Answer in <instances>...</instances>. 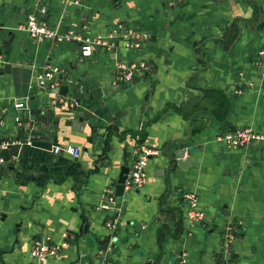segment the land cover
Wrapping results in <instances>:
<instances>
[{
    "label": "crops",
    "instance_id": "crops-1",
    "mask_svg": "<svg viewBox=\"0 0 264 264\" xmlns=\"http://www.w3.org/2000/svg\"><path fill=\"white\" fill-rule=\"evenodd\" d=\"M34 1L0 0L10 63L8 72L0 66V264H175L181 253L187 264H218L228 224L234 264H264V144L230 149L216 140L242 126L264 130V0H45V20L59 34L106 33L122 21L144 36L134 53L86 57L71 40L34 42L20 29ZM137 58L150 62L149 71L117 82L116 60ZM54 67L92 110L89 122L103 126L74 120L70 92L52 103L61 95L35 86V74ZM69 145L80 148L77 158ZM134 146L159 151L147 157L143 183L124 194L118 216L97 209L124 149L131 166ZM179 148L191 149L182 166ZM186 190L204 212L193 227ZM82 214L92 239L78 232ZM153 215L137 233L133 222L144 227ZM63 232L74 241L45 262L30 255L36 238L57 241ZM106 234L110 255L96 250Z\"/></svg>",
    "mask_w": 264,
    "mask_h": 264
},
{
    "label": "built area",
    "instance_id": "built-area-1",
    "mask_svg": "<svg viewBox=\"0 0 264 264\" xmlns=\"http://www.w3.org/2000/svg\"><path fill=\"white\" fill-rule=\"evenodd\" d=\"M182 0H165L168 5L179 4ZM45 0H35L32 11L27 15L25 22L20 29L27 34V36L34 42H40L43 39H50L52 42H59L63 39L71 40L77 47L81 57H86L92 54L95 50L107 51L116 56L120 48L127 49L133 53L142 48L143 35H139L137 31L132 30L126 26L122 21H115L111 28L106 33H97L90 35L86 32L83 36L77 33L73 28L68 29L63 34L57 33L56 30L51 29L45 20ZM259 63L264 66V49H259ZM115 78L117 82L126 83L132 81L138 75H142L149 71V64L146 60L137 58L130 62L116 60L114 64ZM58 68H47L41 72H37L34 76L35 86L37 88L52 89L61 85L62 81L57 75ZM63 96H58L52 103L64 101ZM69 108L77 105L75 99L69 98ZM17 108H23V103H16ZM18 121V118H15ZM216 140L230 149H238L241 147H248L251 144H264V130H257L252 126H242L231 131H223L217 134ZM26 143L30 144V140ZM5 144V143H4ZM3 144V145H4ZM73 158H77L80 153V148L76 145H69L66 148ZM57 152L56 148L53 152ZM132 172L128 173L124 181V190L134 187H139L146 176L147 157L157 155L158 150L149 149L146 147L134 146L131 150ZM114 184H109L104 188L101 203L97 209H104L113 211L117 216L120 213V207H117V198L115 196ZM182 197L186 202L188 209L185 212L187 224L191 227L201 224L204 220V212L197 208V195L191 190L182 192ZM114 222V221H113ZM112 221H107L106 226L112 227ZM236 232L233 226L227 225L221 234V252L218 256V264H234L232 258V242L235 239ZM68 233L63 232L57 241L51 239L49 235H42L35 239L30 255L45 262L48 257L55 255L59 249L67 245ZM180 264H186V257L184 253L179 256Z\"/></svg>",
    "mask_w": 264,
    "mask_h": 264
},
{
    "label": "water",
    "instance_id": "water-1",
    "mask_svg": "<svg viewBox=\"0 0 264 264\" xmlns=\"http://www.w3.org/2000/svg\"><path fill=\"white\" fill-rule=\"evenodd\" d=\"M45 5L47 6L46 3H45ZM44 17H45V15H44ZM7 42H8V36H6L4 38V40L1 41V43H0V66H1V62H3L2 70L5 72H8L10 70V63L8 62V56L6 55V53L8 51V49H6L7 48ZM3 54H5V57H2ZM148 64L150 65V62H148ZM62 77L63 76H60L59 78L62 80ZM71 82H72V80L70 79V81H69L70 85L73 84ZM69 84L61 83V85H59L58 87H54L52 89H47L46 92L58 94V95H61L64 97L67 96L68 92H70V94H71L70 98L75 99L77 102V105L70 108L73 111L74 120L82 121V122L84 121V123L88 124V126L91 128L103 126V125H99L97 123L98 122L97 120L89 122L88 119H89V117L92 116V114H91L92 110L89 107L84 108V106L82 105V103L80 101L81 100V94L79 91H77V87H75V86L70 87ZM10 108L13 109V111L15 110L13 106H11ZM185 153L187 154L186 155L187 157L185 158V162H188L189 156L191 155V149L179 148L174 152V157L176 158V163H178L180 166H182V163H180V158H182ZM125 155H126V149L123 150V158H122L123 163L120 166V169H119L117 176L113 179L114 180L113 186H114L115 196L117 198V205L116 206L120 207V208H121V206H120L121 198L124 196L125 193H127L130 190V189L124 190V181L126 179L127 174L132 172V169L127 164V159H126ZM150 157L151 156H149V158ZM174 157L168 156V158L171 160H175ZM156 171L162 172L163 169L158 168ZM160 175H162V174H160ZM80 220H81V225L79 227L78 232L81 235H83L85 238L92 239L94 233L93 232L88 233L89 229L91 228V224L87 221V214L80 215ZM155 220H156V215H153L152 218L149 220V222L144 227L139 222L134 221L133 227L137 233H143L146 231V229L153 222H155ZM93 230H94V232L96 231L95 228H93ZM69 233L71 235H73L74 238L77 235V233L74 231H70ZM69 233H68V236L70 235ZM110 239H111L110 234H106V235L102 236L100 239H97L96 243L99 246L97 247L96 250L98 252L106 253V255L112 254V251L110 249L109 250L107 249V245H108ZM67 240H68L67 244H70L74 241V239L73 240L67 239ZM179 262H180V258L178 257L176 259L175 264H180ZM147 264H150V263H147ZM186 264H187V259H186Z\"/></svg>",
    "mask_w": 264,
    "mask_h": 264
}]
</instances>
